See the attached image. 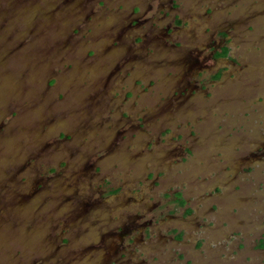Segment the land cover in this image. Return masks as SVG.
I'll list each match as a JSON object with an SVG mask.
<instances>
[{
    "label": "rangeland",
    "instance_id": "1",
    "mask_svg": "<svg viewBox=\"0 0 264 264\" xmlns=\"http://www.w3.org/2000/svg\"><path fill=\"white\" fill-rule=\"evenodd\" d=\"M0 264H264V0H0Z\"/></svg>",
    "mask_w": 264,
    "mask_h": 264
},
{
    "label": "flooded vegetation",
    "instance_id": "2",
    "mask_svg": "<svg viewBox=\"0 0 264 264\" xmlns=\"http://www.w3.org/2000/svg\"><path fill=\"white\" fill-rule=\"evenodd\" d=\"M133 24H134V23H133ZM165 30H166V29H165ZM123 147H124V146L120 144V145L118 146V150H119V148H120V150H125V149H123ZM139 151H140V150H139ZM115 152H117V151H115ZM137 154H138V153L136 152V156H137ZM136 156H135V157H136ZM81 175H82L83 179H87V178H89V175H88L87 172H85V173L82 172ZM147 180H150V179L148 178V176H147ZM151 181H152V180H151ZM154 185H156V184H154ZM179 196H181V195L178 194V197H179ZM130 197H131V199H133V200H138V199L135 198V196H134V197H133V196H130ZM139 199H140V198H139ZM128 227H129V224H128ZM129 229H130V228H129ZM126 230H127V229H126Z\"/></svg>",
    "mask_w": 264,
    "mask_h": 264
},
{
    "label": "trees",
    "instance_id": "3",
    "mask_svg": "<svg viewBox=\"0 0 264 264\" xmlns=\"http://www.w3.org/2000/svg\"><path fill=\"white\" fill-rule=\"evenodd\" d=\"M225 52H226V49H224V54H225Z\"/></svg>",
    "mask_w": 264,
    "mask_h": 264
}]
</instances>
